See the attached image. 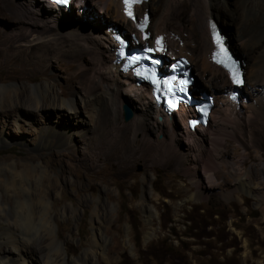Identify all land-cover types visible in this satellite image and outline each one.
I'll return each mask as SVG.
<instances>
[{"label":"rangeland","instance_id":"374dc122","mask_svg":"<svg viewBox=\"0 0 264 264\" xmlns=\"http://www.w3.org/2000/svg\"><path fill=\"white\" fill-rule=\"evenodd\" d=\"M100 1L83 0L80 6L72 5L70 12L65 13L69 18H59L49 31L38 20L52 16L42 8L43 1L0 0V86L23 88L48 83L51 93L73 99L80 118L91 122L85 134L74 135L64 145H44L41 140L46 134H41V127L49 122L59 128L65 125L70 128L67 125L72 124L74 129L79 118L71 117L59 105L49 109L46 103L38 109L32 104L21 105L9 113L3 111L6 104L0 108V264H16L3 257L9 255L13 242L1 229L9 223L17 229L14 206L25 197L34 206L40 198L47 199L53 229L64 243V256L68 260L88 247L92 209L97 200L106 202V198L109 202L105 208L110 215L99 225L103 249L92 256L93 264H106L104 258L111 264H264V201L257 202L236 188L235 180L238 174L259 168L255 170L258 178L253 180L261 182L258 189L264 195V72L258 70L263 78L260 90L259 85L248 84L242 89L241 98L253 104L251 108L247 103L239 104L244 119L234 117L233 112L226 117L219 97L204 135L206 138L210 135L214 141L211 148L204 150L206 146H203L201 152L192 153L186 152L184 140L176 141L175 147H171L167 143L150 142V145L146 138L131 139L129 133L120 137L117 131L108 128L112 126L110 119L105 118L104 109L100 105L93 107L87 100L94 93L91 89L94 84L88 79L90 69L95 67L90 43L91 36L95 35L92 26L100 23V33L106 39L103 29L111 25L109 18L115 16L113 3L107 1L109 7L104 10L100 9ZM230 1L229 8L219 1L211 11L212 19L224 32L229 27L239 33L246 32L248 26L240 18L241 2L246 4L249 13L247 24L255 28L263 26L264 0ZM194 2L201 24L204 23L201 7L206 0H173L169 16L165 17L167 30L171 32L170 37L176 34L178 40L190 36L193 43L186 44L183 52L193 55L192 69L201 87L216 96L214 87L211 89L206 82L211 75L204 53L206 35L204 25H199L191 15ZM145 4L142 11L146 9L150 14L149 30L153 34L164 0H149ZM33 33L40 35L39 41L43 38L44 42L32 43ZM54 33L60 36L48 41ZM176 42H167L166 47L169 43L170 50L176 52ZM229 42L242 57L247 72L244 55ZM178 44L183 46V41ZM256 82L253 84H259ZM81 97L86 98V103ZM13 112L19 128H14L12 123ZM121 119L122 123L129 122L124 121L123 114ZM174 119L175 127L181 129L180 121L176 116ZM157 137L161 139L162 135ZM206 138L203 141L208 145ZM241 141L243 147L239 145ZM113 143L116 147L109 151ZM28 162L43 166L46 176L23 177L22 170ZM12 171L16 173L14 181ZM207 175H212L214 182L207 181ZM25 188L27 193L23 191ZM143 191V205L153 212L151 221H145L140 203ZM226 192L231 194L223 196ZM150 228L152 234L147 237ZM15 236L26 264H41V255L21 244L26 237L17 232Z\"/></svg>","mask_w":264,"mask_h":264},{"label":"bare ground","instance_id":"6f19581e","mask_svg":"<svg viewBox=\"0 0 264 264\" xmlns=\"http://www.w3.org/2000/svg\"><path fill=\"white\" fill-rule=\"evenodd\" d=\"M81 1L83 2V0H81ZM107 1L113 3L114 11H115V16H113L112 18H109L110 22L121 26L122 28H124L128 32H131L132 26H131L130 21L126 20L122 15L121 0H101L100 2H101L102 6L100 7V9L104 8V10H108V7H109L108 3L109 2L107 3ZM219 1L223 5V7H226V8H229V5L231 4L230 0H206L205 5L203 7H201V11H202L203 15L205 16L203 24H201V17L199 16V9L196 7L195 2L192 4L193 7L191 9L192 10L191 15L197 19V22L199 23V25H204V30H205L204 33L206 35V37H205L206 42H204L205 46H206L205 51H204L205 58H206L205 60L209 64V68L211 70V75L208 77V80L206 82H208V84L211 85V89L214 87V89H212V91L216 93L217 100H219V97L221 96L220 101L223 103L224 108L222 107V109L225 112L226 117L231 116L232 112H233L234 117L235 116H237V117L242 116V118H243L244 114L241 111L239 104L238 105H235V104L232 105V110H231V108H230L231 106L228 104V102L225 99L222 98V92L229 88V81L227 79V75H226L225 71L222 68H220L219 66H216V65L210 63V61H209V55L212 51V47L210 45V39H209L207 24H208L209 18H212V16H213L211 11L217 6V3ZM172 3H173V0H164V8H163L160 16L154 22V33H153L155 37L160 36V35L161 36L165 35L167 38V42L171 43V42L177 41L176 42L177 44L175 47L176 52L171 51V53H170L171 59L174 57L185 55V53L183 52V51H186L184 46L186 44L190 45V43H193L190 36L189 37L187 36L184 38L181 37L178 40V36L176 34H175L174 38H172V37H170L171 32L167 33L169 30H167V20H165V17L169 16V12L171 11V7L173 6ZM221 4H219V6ZM136 5L137 4H134L133 8H135ZM35 6H33V7H35ZM75 6L77 7L79 5L76 4ZM144 7H146V4L142 3L141 6L139 7L140 11H142ZM42 8H44V10H46L49 14L52 15V16H48L46 19L45 18L44 19H38L42 23L43 27L48 29L49 31L52 30L53 25L55 24V22L59 18L64 17V20L69 18L68 15L65 14L66 13L65 11L61 12V10H59L58 8H57V10L56 9L53 10L52 7L47 8L46 6H44V7L42 6ZM37 11H41V10L37 9ZM42 11H43V9H42ZM43 14H44V12H43ZM105 16H107V15H105ZM240 18H241L242 24H246L248 26L246 32L239 33V31H237L236 29L229 27L227 29V31L225 32V34H226L228 40L232 42V45L236 49H239L241 51V53L244 55L245 61L247 63L246 64V66L248 67L247 72L245 71V69H243L244 67H242V69L244 71L243 74H244L245 81H246L243 85V88L247 87L248 85H252V86L259 85L258 87L260 90V85L263 84V82L261 81V80H263V78H261V75H259V73L264 72V24L260 28H255L252 25L250 26V23L247 24L248 18H249V13H248V10L246 8V4L244 2L240 3ZM150 24H151V22L149 23V26H150ZM99 26H100V23H99ZM99 26L98 25L92 26V30H93V33L95 35L91 36L92 40H91V38H89L91 40L90 43H92V47H93L92 53H93V56L95 59V67L91 68L89 71V74H88V79H91L92 83L94 84L92 87L90 86L91 89H93L94 93H92L91 94L92 97L88 98L87 100H89L90 104L93 107H94V105H100V107H102L104 109L105 118L110 119V123L112 126L110 128V125H109L108 128L113 129L114 131H117L119 133L120 137L126 133H129L131 139L136 140V137L137 138H144V139L146 138L149 143L151 142L155 145L167 143L169 146L172 147V146L176 145L175 144L176 141H183L184 140V143L187 142V144L185 145L186 152H192V153H193V151H200L201 152L203 149L206 150L207 147L212 146L214 141L212 140L210 135H209L210 138L209 137L206 138L204 136L206 131L203 132L202 128H196V129H194L195 130L194 132H196V134L191 137V136H188L182 130V127H180L181 129H179V128L177 129L175 127V123H174L175 115L172 114V116L170 118L163 116L161 108H160L161 113L159 110H156L155 108H153L152 101L150 98H148L147 92L144 90L136 89L132 85V83L129 81V75L128 74H117V70H118L117 67L118 66H116L115 70H112L111 56L109 55L110 54V46L108 44V41H111V39L109 38V32L106 30V27L103 29L105 32V36H106V39H103V36L100 33L102 26L101 27H99ZM149 26H148V28H149ZM71 33H73V32H71ZM74 33H75V31H74ZM163 33H165V34H163ZM78 34H79V32H78ZM49 35H51V34H49ZM31 36H33V39L31 40L32 43L33 42H35V43L36 42H38V43L44 42L43 38L41 41H39L40 35L38 36L36 33H33V35H31ZM56 36H58L57 33L55 34V36L54 35L49 36L48 41L51 39L55 40ZM82 36H83V34H82ZM79 38L77 37L76 39H79ZM175 38L177 40H175ZM62 39H63V37H62ZM85 40H87V38ZM180 40L183 41V46L178 44V42ZM22 43H24V42H22ZM83 46H84V43H83ZM87 47H89V46H87ZM84 48H85V46H84ZM188 57H189L191 63H194L195 60H193V55H189ZM203 60H204V58H203ZM258 70L259 71L261 70V72H258ZM213 78H216V81H213L214 80ZM257 80H258L259 84H253V83H257L256 82ZM85 82H87V80ZM82 85L79 87L80 91L83 90ZM98 87H100L99 91L97 93H95L97 91ZM216 87L218 89H216ZM222 87H223V89H221ZM21 88L22 87L18 88L15 85H9V86H3L2 85V86H0V99H3L2 100L3 105H0V108H2L6 104L4 109H3L4 112L9 113V112H11V110L16 109L17 107H20L21 105L27 106L29 104H32L35 108L38 109L39 107L44 106L43 104L46 103L45 106H48L49 109H55L56 105H59L63 109H67L68 113H69V115H71V117H78L79 118L76 120L77 124L75 125L76 127L74 129L71 128V127H73L72 124L67 125L70 128H65L66 125H65V127L59 128V125L57 127H55L53 124H51L49 122L46 124V126L41 127V134L42 133L46 134V137H43L42 140L40 139L44 145H49V144H53L54 146L55 145H58V146L64 145V144L68 143L70 140H72L74 135H79V134L83 135L86 133L85 131L90 129L91 122L85 121L84 119L80 118V116L78 115V113H79L78 107L73 102V99L63 98L58 92L57 93H53V92L51 93V86H49L48 83H43L41 85L37 84L34 86H29V87L24 86L22 89ZM259 90H257V91L259 92ZM252 92H253V89H252ZM26 93H28V94L26 95ZM89 96H90V94H89ZM84 97H86V96H84ZM84 97H81V100L83 103H86V98H84ZM242 100H243V101H241L242 104L247 103L246 106H248L250 108L253 107V104L248 103L243 97H242ZM123 103L124 104L125 103L130 104L133 107V109H132L133 115L128 120L129 122L125 121L127 123H122V119H121V117H122L121 110H122V106L124 105ZM90 104H88V105L90 106ZM216 106H217V101L214 102V105H213L214 112L217 109ZM132 107H130V108H132ZM15 112H13V114H12L14 116L12 123L14 125V128H19V126H18L19 120H17V117L15 116V114H16ZM91 113L94 114V110L91 111ZM93 114H91V115L93 116ZM23 117H25V116H23ZM245 117H246V119L248 118L247 116H245ZM227 119H229V118H227ZM180 123H181V121H180ZM158 134L162 135L161 139H159L157 137ZM152 136H154V137L156 136V138L154 139ZM218 137L219 136H217V138ZM248 137L249 136H247V141H248ZM205 138H206V140H209L208 142H206V144H208V145H205V143L203 141V140H205ZM191 141H193L194 143H192ZM242 141H243V139H242ZM242 141H241V143H239V145H241L243 147ZM236 142H238V140H236ZM151 143H150V145H152ZM177 144H178V142H177ZM111 146L112 147H109L110 148L109 151L114 150V148L116 147V145H114V143ZM203 146H206V147L203 148ZM220 146H222V145H220ZM200 148H203V149H200ZM72 150L74 151V149H72ZM72 150H71V152H72ZM224 164H225V162H224ZM68 165L69 164H67L66 166L69 168ZM15 168H17V167H15ZM255 170H251V172H242L241 174H238V176L235 177L236 188H239L244 193H246L247 195H249L250 197L255 199L257 202L258 201L262 202V201H264V195L261 194V191H259V189H258V188H260L259 184L261 182L258 179H257L258 181H255L256 177L258 176V174L256 173ZM260 170L262 171L261 168H260ZM14 171H12V174H13L12 175V181H14V178L16 176V173H14ZM18 171H16V172H18ZM20 171H21V169H20ZM257 171H259V168L257 169ZM46 174H47V170L43 166L35 165V164L33 165L30 162L25 163L23 170H22V176L26 177V178L29 177L28 175L34 176V178L42 177V176L45 177ZM254 178H255V180H253ZM142 179H143V177H142ZM206 179L209 182H214V177L212 175H207ZM23 191L27 193L28 189L25 188V189H23ZM257 191H259V192H257ZM143 193L144 194L142 195V199L140 202L142 204L143 214L145 217V221H151V216L153 215V212L151 211L150 207L145 208V205H143V203L145 201V191H143ZM229 194H231V193L230 192L222 193L223 196H226V195L228 196ZM190 198L194 199L193 197H190ZM257 199H259V200H257ZM39 201L40 202L38 204H36V206H34L32 204L33 202H31L29 197L22 198L21 201L17 200L15 202L13 212H14V217L16 218V221L18 219V224L17 223L15 224V227L17 229L15 230L13 227H11L10 223L5 224V226L1 229L2 230L1 233H3V232H4V234L7 233V237H9V239H11V241L13 242L12 249H9V252H10L9 255H3V257L6 260L14 261L16 264H26V259L23 256V254L21 253V247H19L18 244L15 243V242H17V238H18L15 236V233L17 232L18 234H22L23 236L26 237V240L22 239V241H21L22 242L21 244L23 246H25V247L27 246L31 250H34V251H36V253L41 255V261H40L41 264H93L92 256H94L97 251L100 252L103 249V239L101 237V234L99 233V228H100L99 225L103 221V219L109 214V209L105 208L106 204L109 201L105 198L106 202H104L102 200H97L95 202L94 208L92 209V213H91V219H90L92 234L90 236V241L88 243V247L86 249H84L82 252H80L78 254V256H76L75 258L69 259V260L67 258H65V256H64L65 255V251L63 249L64 243L57 238V233L53 229V226L51 223L52 220H50V216H49V204L47 202V199L42 197V198H40ZM151 234H152V230L150 228V230L147 232V237H149ZM18 242H20V237L18 239ZM28 251H30V250H28ZM104 262L106 264H111V261L106 260V258H104ZM37 263H39V262H37Z\"/></svg>","mask_w":264,"mask_h":264},{"label":"water","instance_id":"95a60500","mask_svg":"<svg viewBox=\"0 0 264 264\" xmlns=\"http://www.w3.org/2000/svg\"><path fill=\"white\" fill-rule=\"evenodd\" d=\"M219 28H220V30H222L223 28L219 25ZM233 55L237 58V59H240L239 58V55H237V54H235V53H233ZM189 68H191V67H189ZM191 74H192V76L194 77V79H195V83H196V85H198L199 84V80H198V78H197V76L194 74V72H193V70H192V72H191ZM201 86V84H199V89H198V95L199 96H202V95H208L209 94V92H208V90L207 89H205L204 87H200ZM122 114H123V119H124V121H128L131 117H132V115H133V112H132V109L130 108V106L128 105V104H124L123 106H122Z\"/></svg>","mask_w":264,"mask_h":264},{"label":"clouds","instance_id":"9594fccd","mask_svg":"<svg viewBox=\"0 0 264 264\" xmlns=\"http://www.w3.org/2000/svg\"><path fill=\"white\" fill-rule=\"evenodd\" d=\"M149 1V0H148ZM45 6V5H44ZM80 6V5H79ZM70 10H71V8H70ZM70 10L68 11V12H70ZM79 10L81 11V10H83V8H79ZM62 12V11H61ZM217 22V21H216ZM219 25V24H218ZM237 55H239L238 53H236ZM239 57H241L240 55H239ZM243 88V87H242ZM242 88H241V91H240V93L242 94ZM227 101V100H226ZM229 104V103H228ZM230 105V104H229ZM231 106V105H230ZM232 107V106H231ZM209 125H210V123H209ZM209 127V126H208ZM196 134V132H194V134L193 135H195ZM192 135V136H193ZM191 136V137H192Z\"/></svg>","mask_w":264,"mask_h":264},{"label":"snow or ice","instance_id":"6c2138e0","mask_svg":"<svg viewBox=\"0 0 264 264\" xmlns=\"http://www.w3.org/2000/svg\"><path fill=\"white\" fill-rule=\"evenodd\" d=\"M217 62L219 63V62H221V61H217ZM224 66H225V67H228V65H227V64H225ZM229 70L231 71V69H229Z\"/></svg>","mask_w":264,"mask_h":264}]
</instances>
